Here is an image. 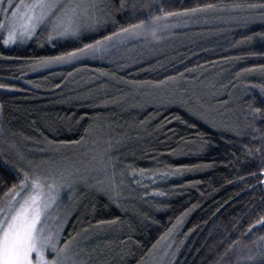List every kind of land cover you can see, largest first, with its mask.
<instances>
[{"label":"trees","instance_id":"trees-1","mask_svg":"<svg viewBox=\"0 0 264 264\" xmlns=\"http://www.w3.org/2000/svg\"><path fill=\"white\" fill-rule=\"evenodd\" d=\"M103 2L111 11V18L102 29L108 34L121 23L136 22L134 16L140 11H148L141 7L143 5L151 6L152 14L158 15L160 8L181 11L203 3L248 5L264 0H127L125 9H120L119 0ZM133 4L137 9H133ZM228 28L227 25L220 30L207 28L204 33L195 28L170 31L165 33L171 37L169 40L134 61L123 55L111 57L110 61L82 62L76 65L78 70L59 66L33 71L30 67L36 58L57 54L71 41H55L53 47L46 34L41 33L26 44L5 47L0 39V83L9 86L0 89V105H3L0 111V165L3 166L0 168V196L21 178L16 165L22 162L18 161L17 153L36 159L54 155L50 151L53 147L62 148L64 153L78 150L87 145V141L83 146L72 144L67 147L59 142L79 140L84 135V128L90 121L97 120L96 114L100 113L96 126L108 131L111 124L110 135L114 142L121 141L114 149L119 157L118 170H125L121 207L106 197L88 196L85 205L89 203V207L86 209L84 205L72 217L65 237L90 225L94 227L99 220H117L116 224L100 227L114 229L111 242L119 257L118 264H141L160 236L176 224L182 213L191 209L182 222L174 264H217L218 261L220 264L225 261L227 264H253L247 259L248 249H252L251 254L257 252V246L252 242L264 236V230H260L259 225L251 232L248 229L264 208V175H261L260 153L245 155L244 149H255L259 141L253 140L252 129L246 126L244 117L248 104L264 107L260 104L264 93H260L259 87L247 92L245 88L250 84H264V74L260 71L264 55L259 54L264 52V42H236L243 40L245 35L264 31V23L257 18L253 24ZM230 57L240 59H228ZM242 68L255 69L256 76L238 80L236 73ZM98 69L126 80L156 82L171 76L177 78L178 84L205 79L208 73H223L214 89H222L224 93L206 108L223 116L217 124L221 128L225 123L238 120L239 134L218 131L189 115L183 107L169 104V100L161 96L164 87H149L139 94L133 91L136 99L129 98L128 103L97 108L94 105L99 100L120 97L122 91H129L127 86L115 81L97 91L98 85L105 80L98 78ZM69 72L73 74L69 76ZM234 84L237 87H233ZM181 87L174 88L179 95L186 91ZM232 92L239 98L235 107L226 105V95ZM232 107L235 109L230 112L228 109ZM255 126L264 128V123L258 120ZM204 140H210L211 146L201 148ZM49 141L55 144H49ZM127 165L131 168H126ZM178 168L187 170L180 175L157 178L155 182L148 178L152 171L174 172ZM133 169L137 170L135 179ZM139 169L148 170L143 178ZM137 179L141 183H136ZM156 192L166 195L158 196ZM124 198H130L131 204L123 207ZM158 202L167 207L157 210L154 205ZM237 239L240 244L220 261L228 245ZM255 264H259V256Z\"/></svg>","mask_w":264,"mask_h":264},{"label":"snow or ice","instance_id":"snow-or-ice-1","mask_svg":"<svg viewBox=\"0 0 264 264\" xmlns=\"http://www.w3.org/2000/svg\"><path fill=\"white\" fill-rule=\"evenodd\" d=\"M119 7L120 9L127 8V0H119ZM132 7L137 9L135 4ZM141 7L147 8L148 11L146 13L140 11L138 16H134L133 19L136 22L121 23L118 29L104 34L102 29L109 22L111 11L110 6L103 0H0V39L5 47L18 42L31 41L41 33L46 34L47 41L52 43L53 47H55V41H71L72 43L65 46V50L57 54L40 56L30 67L33 71H37L70 65L78 70L76 65L82 62L110 61L113 52L120 47L131 46L144 51L157 50L159 43L171 38L165 33L170 28L180 26L179 23H172L170 18H179L187 24L199 21L201 18L205 20L209 17L222 19L219 14L225 12L254 9L257 12L245 17V26L257 18L264 23V2L248 5L203 3L185 7L181 11H165L160 8L158 15L152 14L149 5ZM139 16L144 18L140 19ZM112 22L115 23V21ZM3 33L6 35H2ZM250 41L264 42V31L245 35L243 40L237 41L236 44ZM259 54L264 55V52ZM228 59L240 58L230 57ZM260 71L264 74V64L260 65ZM253 72L255 69L242 68L236 73V78L238 80L246 78ZM98 73V78L104 77L105 80L98 85L97 91H102L111 81L127 86L129 91L124 93L121 90L120 97L99 100L94 105L97 108H105L109 104L128 103L129 98L136 99L133 91L139 94L140 91L149 87H166L177 79L170 76L156 82L126 80L103 69H98ZM72 74V72L68 73L69 76ZM180 75L183 76V73ZM233 87L237 85L234 84ZM256 87H259L260 93H264V84L259 86L250 84L245 91ZM7 88H9L8 85L0 83V89ZM168 103L183 107L189 115L218 131H232L239 134L240 122L238 120L225 123L221 128L204 105L198 100L194 101L192 97L185 99L176 97L175 93H172V98ZM260 104L264 105V98L260 100ZM2 109L3 105H0V111ZM246 112L244 123L252 129V138L254 141H259V146L255 149L246 147L244 152L246 156L260 153L262 157L261 175H264V128L255 126L258 120L264 123V107L248 104ZM100 115L97 113V120L88 123V126L84 128V135L79 140L59 142L60 145L67 147L72 144L83 146L87 141L90 146L79 155L74 153L75 158L62 155L63 149L60 147L50 149L54 155L36 159H28L22 153H17L18 161L22 162L16 165L21 178L18 183L12 184L0 196V264H91L92 257L84 246L85 241L90 239L89 228H82L81 231L74 235L69 234L67 237L64 236V232L69 218L82 203L83 198L103 196L117 207H121V186L124 183L125 170H118L119 157L114 151L115 145L121 141L115 140L114 142L110 135L111 124L108 125V131L96 126ZM176 119L179 120L180 117ZM188 126L194 127L192 124ZM49 144H55V142L49 141ZM200 146L201 148L209 147L211 141L204 140ZM56 153H61V155H55ZM2 167L0 165V168ZM126 168H131V165H127ZM184 170L187 169L178 168L174 172L155 170L148 178L155 182L157 178L180 175ZM136 171L132 170L134 179ZM138 171L140 177L143 178L148 170L139 169ZM135 182L141 183V180L137 179ZM155 195L164 196L166 193L156 192ZM154 207L157 210H164L167 206L163 202H158ZM190 211L191 209L182 213L177 218L176 224L160 236L149 250V256H152L162 244L165 249L173 247L168 241ZM116 223L117 220H99L94 226V234L99 235L100 231H103L100 228L101 225L111 226ZM257 225L260 226V230H264V208L261 209L254 223L250 224L248 232H251ZM261 242H264V236L252 242L257 246L255 254H251V248L248 249L247 259L253 264L257 256H259V264H264V243ZM238 244H240L239 239L232 241L221 255L220 261H224V257L228 256ZM176 251L179 249L177 248ZM236 251L238 252L239 249ZM164 255H168V251L165 250ZM172 256L175 257V252ZM217 264L220 262L218 261ZM225 264H227L226 261Z\"/></svg>","mask_w":264,"mask_h":264},{"label":"rangeland","instance_id":"rangeland-1","mask_svg":"<svg viewBox=\"0 0 264 264\" xmlns=\"http://www.w3.org/2000/svg\"><path fill=\"white\" fill-rule=\"evenodd\" d=\"M247 10H236L232 12H225L219 14L222 19H215L212 17H209L207 20L204 18H201L199 21L196 22H189L187 24H184L179 18H170L172 23H179L180 26L175 27V28H170L167 32H173L175 30L177 31H184L187 29H199L201 30V33L205 32L207 28L210 30H220V28H223L224 26L227 25L228 27H234L237 28L241 25L244 24V19L245 17L249 16V11L246 12ZM255 22V21H254ZM249 23V24H253ZM229 29V28H228ZM230 30V29H229ZM166 32V33H167ZM6 35V33H3ZM204 35V34H203ZM29 42V41H28ZM28 42L24 43H16L17 44H26ZM15 45H9L7 47H13ZM148 52H153V51H144L141 49H138L136 47H120L117 50L113 52L112 58H116L118 56H129V59L131 61H134L138 59L140 56H143V53H148ZM65 66H70V65H65ZM59 66H55L53 68H56ZM72 67V66H71ZM52 69V68H51ZM45 70V69H43ZM207 78L205 79H198L196 81H183L180 84L176 82H170L169 85L163 88L161 92L162 98L169 100L172 98V93H175L176 97H183L187 99L188 97H192L194 101L198 100L199 103H202L207 110L206 106L210 105L214 100H217L221 98L220 96L222 93V89L220 91H216L214 89V85L216 81L221 80L223 77V73H211V74H206ZM249 77H254L256 76V73H250L248 75ZM182 85V89H184L185 93H181L180 95L177 94L178 92L176 91L178 86ZM176 88V89H174ZM160 95V94H159ZM179 95V96H178ZM238 94H235L232 92L229 96L226 95V105L231 107L238 103ZM235 108H229L228 110L230 112H233ZM215 119L217 124H220V121H222L223 116H218V114L215 111L207 110ZM89 144H85L84 147L78 149V150H73L70 151L68 150L67 152H62V155L67 156V157H72L75 158L74 153L76 155L81 154L83 151L86 150L87 147H89ZM57 155V154H56ZM61 155V154H60ZM28 159H32L30 156H25ZM47 157V155H46ZM88 197L83 198L82 203L75 209V211L72 214V217L79 211L81 207L85 205L86 202H88ZM124 203L123 207H125L127 204H131L130 198H124L122 200ZM90 202V201H89ZM86 209L89 207V203L85 205ZM72 217L69 218L68 224L65 226V232L64 236H66V230L67 227L72 219ZM103 229V231H100L99 235L94 234L95 233V227H89V234H90V239L85 241V248L86 251L91 255L92 257V262L91 264H118L119 257L114 253V246L112 245V240H113V234H114V229L108 226L105 227H100ZM183 229V224L179 225L176 230L173 233V236L169 239V243H172L173 247L171 249H165L164 245L162 244L152 256H148V258L143 262V264H174L175 259L178 255V251L176 249L178 248L179 241H180V233L181 230ZM179 249V248H178ZM168 251V255H164V251ZM175 252V257L172 256V253Z\"/></svg>","mask_w":264,"mask_h":264}]
</instances>
